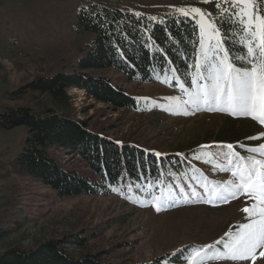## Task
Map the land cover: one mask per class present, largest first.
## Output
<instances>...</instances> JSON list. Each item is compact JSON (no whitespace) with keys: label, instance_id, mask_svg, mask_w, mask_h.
I'll return each instance as SVG.
<instances>
[{"label":"rangeland","instance_id":"rangeland-1","mask_svg":"<svg viewBox=\"0 0 264 264\" xmlns=\"http://www.w3.org/2000/svg\"><path fill=\"white\" fill-rule=\"evenodd\" d=\"M90 4L148 17L153 23L184 17L175 11L177 8L199 7L219 26L227 19L231 21L234 28L229 41L235 50L231 57L237 67L241 66L242 62L234 59L245 51L237 34L239 25L223 0L221 9L211 0H0V117L9 108L29 107L37 114L55 108L48 96L27 91L12 100L11 94L20 92L38 76L78 70L84 50L96 38L83 30L79 21L82 9ZM187 18L196 24L199 20L195 14ZM220 31L223 35L221 27ZM223 43L228 50L224 37ZM199 53L200 45L196 65ZM90 74L124 88L137 100L139 108L114 112L103 102L88 99L85 91L73 89L72 116L88 122L90 130L119 143H131L158 156L175 154L181 160V171L171 172L158 191L153 186L128 183L114 188L109 195L60 198L15 167L25 146L26 128L0 129V229L5 231L0 237V260L12 250L29 253L50 241L63 243L84 237L82 246L65 245L72 260L81 261L91 255L100 257L105 264L153 263L160 257L164 259L156 264H264V256L259 255L264 249H257L255 261L210 258L216 251H225L218 241H227V234L238 232L241 224L250 222L243 209L254 203L252 199L242 193L227 203L201 202L206 194L202 182L220 185L233 179L231 171L221 170L227 166L222 156L227 149L221 146L232 144L242 156L259 158L258 153L247 149L264 143V137L251 139L264 133V125L250 116L203 107L196 110L191 104L172 99L187 100L185 90L196 87L187 86L174 69H167L155 82L146 84L130 82L110 68ZM198 83L207 81L198 79ZM226 120L237 122V130L252 128L251 133L241 140H216L214 133ZM210 129L214 136L205 142L203 137ZM194 141L199 142L192 144ZM54 154L64 168L93 178L79 157L60 151ZM180 188L188 195L182 196ZM193 189L200 195L193 196ZM153 196L161 199L154 201ZM156 204L161 205L160 212L155 210ZM188 251V255L179 257L184 261L177 263L175 257Z\"/></svg>","mask_w":264,"mask_h":264},{"label":"trees","instance_id":"trees-1","mask_svg":"<svg viewBox=\"0 0 264 264\" xmlns=\"http://www.w3.org/2000/svg\"><path fill=\"white\" fill-rule=\"evenodd\" d=\"M79 21L81 28L96 38L84 50L78 70L54 76H38L20 92L11 94L12 100L27 91L48 96L55 110L48 109L45 114H37L29 107L9 108L0 117V129L26 128L25 146L14 162L15 167L52 189L60 198L109 195L114 188L128 183L153 186L158 191L165 185V180L172 176L171 172L180 173V158L175 154L158 156L155 152L131 143H119L90 130L88 122L77 121L72 116L73 98L70 91H85L88 99L103 102L117 112L137 111L139 103L124 88L108 79L95 78L90 72L110 68L130 82L146 84L155 82L167 69H174L187 86L191 85L200 45L198 25L185 17H169L153 23L148 17H138L97 4L83 8ZM220 26L233 56L235 50L229 36L234 27L228 19ZM56 110L60 112L56 113ZM235 125L237 122L226 120L219 126L217 134L210 129L203 137L204 141L214 134L218 141H236L251 133L252 128L237 130ZM54 151L79 157L92 172L93 178L81 176L77 170L61 166ZM4 232L0 229V237ZM85 241L84 237L79 241L66 240L63 243L50 241L29 253L12 250L0 260V264H105L100 257L91 255L81 261L72 260L65 245L82 246ZM189 252L178 254L175 257L179 260L177 263H182L184 259L179 257ZM163 259L160 257L153 263L141 264H156ZM165 260L171 262L170 259Z\"/></svg>","mask_w":264,"mask_h":264},{"label":"snow or ice","instance_id":"snow-or-ice-1","mask_svg":"<svg viewBox=\"0 0 264 264\" xmlns=\"http://www.w3.org/2000/svg\"><path fill=\"white\" fill-rule=\"evenodd\" d=\"M203 2L208 3L210 0ZM211 2L217 9H221L222 0ZM223 3L228 5L231 15L235 17L234 22L239 25L237 34L245 51L244 55L234 59L242 62L241 66H236L229 50L224 47L220 31L222 26L213 21L210 14L199 7L177 8L175 11L185 18L190 14L199 16L197 25L200 30V59L196 65L197 72L192 78V84L196 87L191 91L185 90L188 99H172L183 105L191 104L196 110L203 107L209 111L227 112L234 116H250L264 125V0H223ZM228 9L224 10L225 15L228 14ZM202 68L204 71H201ZM198 79L207 83H198ZM183 87L182 84L181 88ZM262 137L264 133L251 139ZM221 147L227 149L222 153L227 166L221 170L231 171L233 179L220 185L202 182L201 187L206 194L201 197V202L227 203L243 193L254 203L243 209L250 217V222L241 224L238 232L227 234V241H218V244H223L225 251H216L210 258L255 261L257 249H264V143L247 149L250 153H258L259 158L256 155L242 156L234 150L232 144ZM179 191L182 196L188 195L183 188ZM169 193L171 194V189ZM192 195L200 194L193 189ZM160 199L161 197L153 196L154 201ZM155 210L160 212L161 205L156 204ZM208 247L213 248L214 245ZM259 255L264 256V251Z\"/></svg>","mask_w":264,"mask_h":264}]
</instances>
